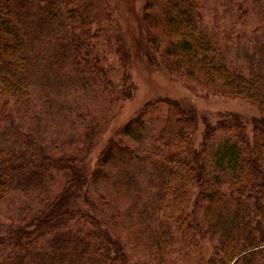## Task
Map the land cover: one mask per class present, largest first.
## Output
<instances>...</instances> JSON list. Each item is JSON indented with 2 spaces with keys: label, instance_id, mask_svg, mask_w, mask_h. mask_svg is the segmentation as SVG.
Wrapping results in <instances>:
<instances>
[{
  "label": "trees",
  "instance_id": "obj_1",
  "mask_svg": "<svg viewBox=\"0 0 264 264\" xmlns=\"http://www.w3.org/2000/svg\"><path fill=\"white\" fill-rule=\"evenodd\" d=\"M228 2L264 23V0ZM145 8L151 67L259 115L249 129L220 114L198 142L196 109L148 101L90 172L108 115L137 89L121 39L119 84L99 51L116 25L112 1L0 0V206L11 185L33 200L0 223V264H264V38L209 27L202 0ZM102 183L117 205L95 198Z\"/></svg>",
  "mask_w": 264,
  "mask_h": 264
},
{
  "label": "rangeland",
  "instance_id": "obj_2",
  "mask_svg": "<svg viewBox=\"0 0 264 264\" xmlns=\"http://www.w3.org/2000/svg\"><path fill=\"white\" fill-rule=\"evenodd\" d=\"M111 1L115 9L116 25L114 29L110 30L109 38L100 45L99 51L107 57L109 67L112 68L109 74L110 79L113 83L119 84L124 77V70L116 55L115 38L121 39L125 50L131 57L128 71L137 89L132 100L116 104L108 115L109 121L103 126V131L97 138L90 155V172L96 169L101 152L110 138L116 135L118 129L124 126L148 101L157 98H173L184 106L197 110L200 116L198 142L203 141L202 133L206 124L216 123L220 114L223 113L241 114L249 122V129H251L252 120L259 115L254 106L238 98L210 96L202 91L193 90L188 84L169 74L165 69H155L149 65L146 58L149 48L145 40L142 22L148 11L145 8L147 0ZM202 2L205 20L209 27L214 28L219 25L222 30L226 29L233 36H241L246 44H252L256 39L264 38V23L256 17L257 15L244 12L246 15L242 17L239 8L229 3L228 0H202ZM149 11L151 13L154 11L155 15H159L156 3ZM51 125L50 129L53 130L51 134L56 135V125L54 123ZM150 146L146 142L139 150ZM137 178L143 182L146 174H141ZM103 194L117 205L114 196L117 193L108 192L104 183L101 186L96 185L93 194L95 198H99ZM31 203L33 200L27 197V192L24 189L11 185L9 194L0 206V223H8L11 217L17 215L21 207L29 206ZM123 208L125 211L127 206ZM122 230L126 239L131 236L129 231L123 227Z\"/></svg>",
  "mask_w": 264,
  "mask_h": 264
}]
</instances>
